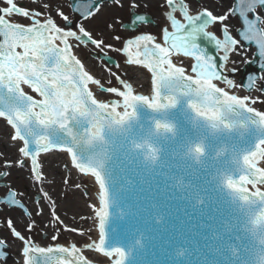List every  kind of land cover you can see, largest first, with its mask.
I'll use <instances>...</instances> for the list:
<instances>
[{
	"label": "snow or ice",
	"instance_id": "snow-or-ice-1",
	"mask_svg": "<svg viewBox=\"0 0 264 264\" xmlns=\"http://www.w3.org/2000/svg\"><path fill=\"white\" fill-rule=\"evenodd\" d=\"M29 3L35 7L0 0V118L12 129L18 152L4 168L28 166L57 242L61 231L85 235L64 224L42 187L51 183L44 158L66 155L69 171L96 186V203L88 204L92 215L80 219L92 220L97 238L88 236L82 246H41L8 219L23 264H97L85 252L102 256L99 264H162L145 259L149 253L165 256L163 264H264V0H232L220 15L206 8L192 14L187 0H162L167 26L160 41L152 34L116 35L119 48L84 27L102 10L101 0H69L81 21L75 24L59 0ZM112 3L123 6L122 0ZM137 7L132 0V28L147 21ZM232 17L238 26L228 23ZM216 23L220 38L208 30ZM81 45L99 51L106 76L94 75L74 54ZM249 48L260 74L238 83L228 65ZM106 50L150 74L146 93L113 70ZM174 57L191 58L190 71ZM7 175L0 172V179ZM6 187L0 203L22 210L33 232L23 194ZM172 201L199 215L193 230H169L161 204ZM5 247L0 239V258Z\"/></svg>",
	"mask_w": 264,
	"mask_h": 264
},
{
	"label": "rangeland",
	"instance_id": "rangeland-1",
	"mask_svg": "<svg viewBox=\"0 0 264 264\" xmlns=\"http://www.w3.org/2000/svg\"><path fill=\"white\" fill-rule=\"evenodd\" d=\"M132 0H122V7L116 6L113 3H107L102 7V10L99 12V14L90 20L83 21L84 27L90 31L96 38L103 39L105 43L113 44L114 47L119 48L121 47V44L113 39L114 36L119 35L122 39L131 38L132 36L136 34H152L157 37L158 42L160 41L161 37V29L166 25L165 17L163 15L164 9L161 7L162 0H135V2L139 5L135 9L136 12H144L150 14L155 24H147V25H140L137 31L135 32H128L126 30L121 29V24L124 22H127L130 18V3ZM153 2L156 3V7L153 6ZM187 2L190 5V8L192 10V14H196V12L201 11L203 9H207L209 11H212L216 15L224 14L222 12L223 5L222 0H200L199 2H195V0H187ZM63 6V11L66 15H69L70 19H72L75 23H80L78 17L72 15L66 6V3H61ZM23 6L25 7H35V5H32L29 3V1H26L23 3ZM154 7V9L152 8ZM225 7V5H224ZM227 7V6H226ZM225 7V8H226ZM233 21V18H231L228 23L231 25ZM24 23H28V21H23ZM56 22L61 27L64 26V21L60 18H56ZM108 25H111V27H108ZM222 25L220 24L217 26L215 24L210 28L209 31L213 32L215 35L219 34V29ZM78 56H80L83 63L86 64V68L92 72L96 76H106L107 73H104L102 71V60L99 58L92 57L93 53H96V55H99V51L94 49L93 46H79L76 48ZM107 51V54L113 58H115L118 62V64L121 65L120 69H116L113 65V70L117 71L118 74H120L123 78L127 80H134L136 78V75H132L133 73H136L135 69L129 67L124 63L125 57L117 52L113 51ZM251 50L242 52L241 55H233L231 57L232 61H235V63L229 62V68H235L236 71H240V69L245 65V61H248L250 59ZM145 72V71H143ZM238 83H240L239 79L235 78ZM113 84L115 85V80H113ZM6 138V137H5ZM0 139V157L1 161H7L11 159L9 157L10 154H12L13 162H15V159L18 157L17 147L14 146L9 140L10 138L6 139ZM5 140V141H4ZM4 141V142H2ZM62 156V159H64L63 155H59L55 159L50 160V162L47 161V165L43 166L48 167V171L50 170L52 172V176H48L47 180L51 183H45L42 187L44 191H47L49 195L52 197V199L56 202V209L57 214L60 216V218L63 220L64 224L69 225L70 227L74 228H82L85 230V235L80 236L77 233L72 232H66L61 231V233L58 235V241L53 242L51 240V236L54 234L53 232V225L50 222V212H49V206L46 205L43 202L42 197L38 195L39 188L41 186L34 185L32 177L29 172V168L26 166L24 169L18 170V169H12V173L10 175L13 178L19 177L23 181V185L28 186L30 189L33 190L31 195L28 196L33 198V196L36 198V200H40V204L37 205L35 201H33L31 204H29L25 199L23 203L27 205V208L31 215V220L35 221L36 227L35 230L31 233H29L26 229V224L29 221V217H26L20 209L17 210H9V208L2 209L0 212V220L3 222V225L5 227V233H7V236H5V240H11V252L15 253L16 256L7 264H17L19 263L18 260H20L19 256L20 253L18 250H15V247L17 246V243L21 242L17 241L13 238L11 235L10 230L7 228V220L11 217L13 218L14 226L17 230L21 231L26 236H31L33 240L37 244H41L42 246H48L53 243H59L60 245L64 244L67 245L70 242H72L74 239L77 243V245L81 246L82 243L87 242L88 236L91 235V233L88 231V227L90 224H92L91 219L87 220H81V216L90 217L89 207L88 204L92 203V198L90 197V189L89 186H86V182L80 181L81 188L78 191V188L75 187V183L77 182V177L73 176L72 174L68 173L65 170L64 166V160H61L60 157ZM44 171V170H43ZM47 171V173H48ZM45 173V172H44ZM45 173V175L47 174ZM68 179L70 182L68 184L64 183V180ZM85 185L84 188L82 185ZM22 189V188H21ZM88 192L87 196H84V191ZM6 192V189H0V194H3ZM23 192V191H22ZM38 196V198L36 197ZM87 198V199H85ZM78 200H80L82 203L78 207ZM77 201V204L75 202ZM27 202V203H26ZM38 208H42V214L37 216L36 212ZM57 227H62L57 225ZM92 227V226H91ZM91 229V228H90ZM47 237V238H45ZM22 246V244H21ZM94 261L100 262L103 261L100 257H95L93 259Z\"/></svg>",
	"mask_w": 264,
	"mask_h": 264
},
{
	"label": "water",
	"instance_id": "water-1",
	"mask_svg": "<svg viewBox=\"0 0 264 264\" xmlns=\"http://www.w3.org/2000/svg\"><path fill=\"white\" fill-rule=\"evenodd\" d=\"M104 1H106V0H101V3L104 2ZM108 1H112V0H108ZM139 15H144L147 18V21L144 22V23H141V24H146V23L152 22V17H150L149 15H147V14H139ZM216 24H217V26L220 25V23H216ZM122 28L127 29L129 31H134L138 27L132 28L130 26V20H129V22L124 23L122 25ZM198 42L201 44L202 47L207 48L208 51L210 52V54L214 53V51H215L214 48L211 45H209L207 43V41H204L203 39H201ZM249 50L250 49H248L247 51L249 52ZM106 59H110L111 64H114V65L116 64V62H115V60L113 58L107 56ZM175 62L181 63V65H183L185 63L183 61V59H180V58L175 60ZM231 73H234V72H231ZM231 73H230V76L232 78H237L239 80H241V77L243 76L240 71H235L236 74H233V75ZM242 73L244 74V79L242 80V83L247 81V78H248L249 75L260 74L258 61L257 62L248 61L246 63V65L242 68ZM26 91H29V93L31 94L30 90L26 89ZM178 204H179L178 201H172L170 203H167L166 206H165V203H163V202L161 204V208L170 217V223L168 224L169 230L171 231V229L173 227H175L177 229H182L185 232H187L189 230H193L195 228V225L197 224V222L200 219L199 215L196 214V215L193 216L191 214V209L190 208L187 209V213L188 214H186L184 206L182 204H179V206H178ZM156 243H157V246H159V239H157ZM157 251H158V247H157ZM145 259H147L149 261L159 260L163 264V262L167 258L165 256H163L162 254L152 255L151 253H149V255H147L145 257Z\"/></svg>",
	"mask_w": 264,
	"mask_h": 264
},
{
	"label": "flooded vegetation",
	"instance_id": "flooded-vegetation-1",
	"mask_svg": "<svg viewBox=\"0 0 264 264\" xmlns=\"http://www.w3.org/2000/svg\"><path fill=\"white\" fill-rule=\"evenodd\" d=\"M59 2L60 3H66V6L68 7L70 13L72 14V12H71V10H70V8L68 6L69 5V0H59ZM231 4H232V0H222V5H223L222 12L225 13L227 11V9L231 6ZM224 5H225V7L226 6L227 7L225 8ZM153 6H155V7L157 6L155 2H153ZM152 8L154 9V7H152ZM232 18H233V21H232L231 25L238 26V20L236 19V17H232ZM220 31H221V29H220ZM249 49L251 50V57L253 58V53L255 52V49L254 48H249ZM10 132H11L10 126H8L7 123L4 120L2 121L0 119V139H4L5 137L7 139L10 138ZM4 141H2V142H4ZM9 157L11 159H9L7 161L13 162L12 154H10ZM4 163H5V161L4 160L1 161V157H0V172L7 171L9 173V175L4 176L2 179H0V189H6V192H7L8 191V187H6V186H10L11 189H14L18 193H22L23 194L21 197H19L21 200H24L25 199L29 204H31L33 201L36 200V198L34 196H33V198H31V197L28 196L29 194L31 195V193L33 192V190L30 189L28 186L23 185V181L19 177H17L15 179V178H13L10 175V173H12V169L21 170V169H24V168H19V167L13 166L11 168H7L6 169V168H4ZM6 192L3 193V194H0V197H3L6 194ZM36 197L38 198V196H36ZM7 208H9V210H11V209L17 210V208H10V207H8V206L0 203V212L2 211V209H6L7 210ZM10 219L13 222V218L11 217ZM13 224H14V222H13ZM5 236H7V233H5V227L3 225V222L0 220V239L5 240ZM5 242H6V247L3 248L2 250L4 252H6V257L7 258H0V264H7L10 261V258L13 256L11 254L12 252H11V247H10L11 240L8 239V240H5Z\"/></svg>",
	"mask_w": 264,
	"mask_h": 264
},
{
	"label": "bare ground",
	"instance_id": "bare-ground-1",
	"mask_svg": "<svg viewBox=\"0 0 264 264\" xmlns=\"http://www.w3.org/2000/svg\"><path fill=\"white\" fill-rule=\"evenodd\" d=\"M208 30H210L209 28H208ZM74 54L77 56V57H79L78 56V54H77V51L74 49ZM83 63V62H82ZM85 64V63H84ZM85 66H86V64H85ZM131 66V65H130ZM131 67H134V66H131ZM135 69L137 70V72L136 73H133L132 75H136V78L134 79V80H130L129 79V82H131L133 85H134V87H138L139 88V90L141 91V92H144L143 90H141L140 89V87L141 86H143L144 85V83L146 82V78H147V76L143 73H141V70L138 68V67H135ZM148 77H149V79H150V75H148ZM11 132H12V130H11ZM11 132H10V134H11ZM11 141V140H10ZM14 146H16L13 142H11ZM17 147V146H16ZM59 155H63V157H64V159H62V156L60 157V159L61 160H64V166H65V164L67 163L68 164V168L66 169V171L67 172H69V169H71V164L68 162V158L66 157V155H64V154H60V153H55V154H52V155H48V156H46L45 158H44V160H43V166H46L47 165V161L48 162H50V160H52V159H55L56 157H58ZM43 170H44V172L45 173H47V171H48V167H44L43 168ZM51 170V169H50ZM48 171V173L46 174V176L48 177V176H52V172L51 171ZM71 172H73L74 174H76V176H78L79 174L75 171V170H71ZM76 184H78V183H75V185ZM90 186H92L94 189H93V191H92V195L90 196V197H92V199H94V203H96V186L93 184V183H91V185ZM78 191H79V189H78ZM81 201L80 200H78V204H77V201L75 202V204H77V207H78V205L80 204L81 205ZM79 205V206H80ZM79 209H80V207H78ZM96 238V235H94V238L93 239H95ZM72 243H75L74 241H72ZM39 245H41V244H39ZM68 245V244H67ZM42 246V245H41ZM66 246V245H65ZM21 248H22V246L21 247H19L18 248V252L19 253H21ZM91 253V252H90ZM92 254V253H91ZM19 258H20V260H18V262L19 263H17V264H23V257L21 256V254H20V256H19Z\"/></svg>",
	"mask_w": 264,
	"mask_h": 264
}]
</instances>
